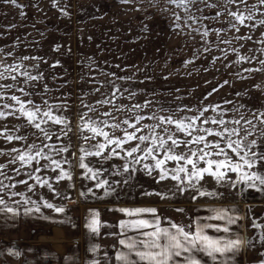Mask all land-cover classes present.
Segmentation results:
<instances>
[{"label":"rangeland","instance_id":"rangeland-1","mask_svg":"<svg viewBox=\"0 0 264 264\" xmlns=\"http://www.w3.org/2000/svg\"><path fill=\"white\" fill-rule=\"evenodd\" d=\"M189 192L264 196V0H0V209Z\"/></svg>","mask_w":264,"mask_h":264},{"label":"crops","instance_id":"crops-1","mask_svg":"<svg viewBox=\"0 0 264 264\" xmlns=\"http://www.w3.org/2000/svg\"><path fill=\"white\" fill-rule=\"evenodd\" d=\"M190 193L176 205L117 200L75 214L2 208L0 264H264L263 195Z\"/></svg>","mask_w":264,"mask_h":264}]
</instances>
